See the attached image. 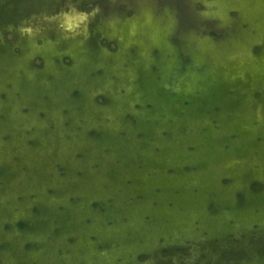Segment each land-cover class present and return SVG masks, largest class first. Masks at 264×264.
I'll return each instance as SVG.
<instances>
[{
	"label": "water",
	"instance_id": "water-1",
	"mask_svg": "<svg viewBox=\"0 0 264 264\" xmlns=\"http://www.w3.org/2000/svg\"><path fill=\"white\" fill-rule=\"evenodd\" d=\"M252 13L257 36L194 53L203 74L177 80L173 99L161 90L172 59L153 60L149 36L125 35L116 55L90 63L74 53L68 70L45 59L42 72L10 69L0 81V264H132L167 246L264 233V54L250 53L264 45V7Z\"/></svg>",
	"mask_w": 264,
	"mask_h": 264
},
{
	"label": "rangeland",
	"instance_id": "rangeland-1",
	"mask_svg": "<svg viewBox=\"0 0 264 264\" xmlns=\"http://www.w3.org/2000/svg\"><path fill=\"white\" fill-rule=\"evenodd\" d=\"M256 7H264V0H0V81L15 67L42 72L44 59L49 60L54 70H68L73 67L69 57L75 56L74 53L84 55L88 63L116 55L118 43L125 35L156 39L157 48L150 52L153 60L162 55L171 60L173 48L167 38L176 29L191 50L192 59L194 53L200 59L209 51H230L257 36L258 20L252 13ZM69 19L74 23L68 27ZM136 51L131 46L127 55L134 56ZM250 53L261 59L264 45H253ZM174 65L172 59L169 71ZM260 96L256 94L255 98ZM4 98L2 93L0 100ZM95 103L103 106L105 101L98 97ZM254 183L257 182L250 184V193L256 195L263 185L253 191ZM252 229L260 233L256 227ZM235 238L236 243L226 245L221 242L234 238L225 235L210 244L203 240L195 251L186 242L181 245L188 247L181 258L176 252L178 248L170 254H163L167 249H162L151 257L139 255L132 264H160L169 256L179 264H239L248 256L255 259L264 256V252L257 255L255 245L243 235L236 234ZM240 244L248 252L238 250ZM232 250L239 256L225 259L223 254Z\"/></svg>",
	"mask_w": 264,
	"mask_h": 264
},
{
	"label": "trees",
	"instance_id": "trees-1",
	"mask_svg": "<svg viewBox=\"0 0 264 264\" xmlns=\"http://www.w3.org/2000/svg\"><path fill=\"white\" fill-rule=\"evenodd\" d=\"M15 2H18L19 0H14ZM101 34H94L95 37L100 36ZM177 35V36H176ZM103 39V38H102ZM168 41H170L173 51H172V58L174 60V69L170 71L169 76L166 79V82L162 85V93H164L169 99H173L177 96L178 90L176 89V83L177 80H181L182 77L187 76L188 74H193L200 76L203 74L204 70V65L200 61H195L192 59V54H190L191 50L187 48L185 40L181 37V34L177 29L174 30L172 33L169 34V37L167 38ZM153 71H156V68H153ZM180 76V77H179ZM79 96L78 92H73L71 95L72 99H75ZM101 100L104 102L105 100L101 98ZM184 106H187V103H184ZM90 136H94V133H91ZM260 185L259 183H254L252 184V190L257 191L259 189ZM237 201L239 205L244 204L245 202V197L242 194H239L237 196ZM209 210H213V207L211 206ZM27 227L26 224L24 223H19L18 228L19 230L23 231ZM253 237V238H252ZM252 240L250 241L251 245L257 248V255H261L260 253L264 252V233H256L253 232L252 234ZM237 240L234 239H227L225 241L221 242V245L223 244H233L236 243ZM232 251H227L225 252L224 258L225 259H235L236 257L239 256V253L233 252ZM169 252L168 250H165L163 254H166ZM177 253L180 252H185L184 249L178 248ZM263 254V253H262ZM143 258V257H142ZM160 264H164V262H160Z\"/></svg>",
	"mask_w": 264,
	"mask_h": 264
},
{
	"label": "flooded vegetation",
	"instance_id": "flooded-vegetation-1",
	"mask_svg": "<svg viewBox=\"0 0 264 264\" xmlns=\"http://www.w3.org/2000/svg\"><path fill=\"white\" fill-rule=\"evenodd\" d=\"M225 184H227V182H225ZM177 248H181V249H184L186 251L188 247H186V246H180V245H173V246L163 247L160 250L167 249L169 251V254H170L172 251H174V249H177ZM184 253L185 252H180V253H178V256H180V258H181L182 257V254H184ZM163 262H164V264H179V263H176L175 262V259L174 258H171L170 256L167 257V258H165Z\"/></svg>",
	"mask_w": 264,
	"mask_h": 264
}]
</instances>
